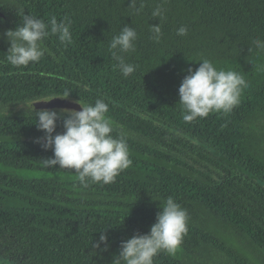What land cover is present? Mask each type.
<instances>
[{"label": "trees", "instance_id": "obj_1", "mask_svg": "<svg viewBox=\"0 0 264 264\" xmlns=\"http://www.w3.org/2000/svg\"><path fill=\"white\" fill-rule=\"evenodd\" d=\"M130 2L0 0V264H111L169 196L187 211L188 231L154 264H264V52L253 44L264 41V0H134L140 12ZM158 5L164 15L152 17ZM21 11L67 18L72 43L51 35L38 63H7L3 33L22 23ZM125 24L138 33L127 78L108 51ZM155 24L159 43L149 38ZM182 25L186 36L176 34ZM201 58L240 72L248 87L230 113L188 123L178 87ZM66 90L78 103L109 104L112 135L123 132L132 160L114 183L83 187L74 171L44 166L52 151L24 104ZM101 230L109 247L94 251Z\"/></svg>", "mask_w": 264, "mask_h": 264}, {"label": "clouds", "instance_id": "obj_2", "mask_svg": "<svg viewBox=\"0 0 264 264\" xmlns=\"http://www.w3.org/2000/svg\"><path fill=\"white\" fill-rule=\"evenodd\" d=\"M135 8L134 0H131ZM142 7V6H141ZM140 12V8H135ZM18 15L22 19L15 28L7 29L3 36L9 43L5 60L14 67H27L38 63L47 52L44 41L51 35L57 36L60 43L67 46L72 43L71 21L67 18L57 20L51 17L47 23L35 15ZM152 17H163L162 6L158 5L151 13ZM187 26L176 30L178 36L188 34ZM152 41L159 43L163 35L159 24L151 25ZM138 33L132 26L125 24L114 35L108 51L116 62L115 67L127 78L136 71V66L126 62V54L135 51ZM255 47L264 52V41H253ZM199 66L187 69L178 87V101L183 111L182 119L192 122L206 118L210 113H230L240 103L241 94L248 82L240 72L218 69L207 58H201ZM70 91H64L61 99H69ZM54 99V98H53ZM52 100V99H51ZM78 101V100H77ZM79 104L76 109L43 108L34 110L36 128L44 133L37 138L43 149H51L52 156L44 159L45 167L70 169L77 174V180L83 187L89 183L111 184L116 177L132 164L129 146L123 132L113 136L114 122L106 115L109 104L97 98L93 104ZM66 113V115H64ZM62 119L63 131L57 132V121ZM159 202V211L147 233L136 232L121 240L118 254L113 256L111 264H154V257L161 251L174 256L188 231V213L169 196ZM92 249L107 250L108 237L103 230Z\"/></svg>", "mask_w": 264, "mask_h": 264}, {"label": "water", "instance_id": "obj_3", "mask_svg": "<svg viewBox=\"0 0 264 264\" xmlns=\"http://www.w3.org/2000/svg\"><path fill=\"white\" fill-rule=\"evenodd\" d=\"M0 16H3V13L0 12ZM54 98V99H53ZM52 99V100H51ZM34 102V104H33ZM33 108H51V109H76L79 110V104L75 103V100L69 97V99H61L60 96H52L50 98L39 99L25 103L24 106Z\"/></svg>", "mask_w": 264, "mask_h": 264}]
</instances>
